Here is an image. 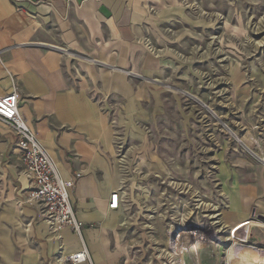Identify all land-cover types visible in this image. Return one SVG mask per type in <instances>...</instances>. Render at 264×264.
<instances>
[{
    "label": "rangeland",
    "instance_id": "obj_1",
    "mask_svg": "<svg viewBox=\"0 0 264 264\" xmlns=\"http://www.w3.org/2000/svg\"><path fill=\"white\" fill-rule=\"evenodd\" d=\"M179 2L130 0L142 15V34L132 47L137 55L134 64L138 59L137 73H132L133 67L101 63L95 53L78 46L68 49L54 42L64 54L67 72L92 83L90 98L114 126L113 137L119 134L133 147L132 174L124 187L131 219L114 228L118 252L128 253L117 264H195L196 256L199 264H224L228 257L224 238L235 225L225 220L230 214L234 221L237 218L236 212L229 211L226 193H233L235 183L241 189L254 187L264 202V0H181L183 7ZM202 8L207 12L204 16ZM206 18L216 23L210 29L198 22ZM148 54L158 60L156 70L160 72L148 74L143 67V56ZM101 71L132 80L133 96L148 91L146 105L139 109L149 117L132 119V138L120 120L124 101L103 89L97 81ZM2 127L0 141L7 144L0 152V264H60L50 240L53 234L45 236L44 230L39 234L35 228L39 223L18 214L17 209L21 224L11 214L7 216L11 204L15 206L20 184L13 176L17 165L10 158L14 143L7 136L11 128ZM224 184L229 191L223 190ZM187 187L188 192L179 194ZM183 205L189 209L200 205V237L210 234L215 221L219 224L214 229H225L217 234L215 247L203 243L200 250L193 245L199 253L192 251L182 261L166 248L169 225L176 222ZM204 214H208L206 219ZM113 217L115 225H120ZM248 217L257 225L249 235L243 230L235 233L237 248L255 244L264 249V220L252 211ZM20 235L25 239L20 240Z\"/></svg>",
    "mask_w": 264,
    "mask_h": 264
},
{
    "label": "crops",
    "instance_id": "obj_2",
    "mask_svg": "<svg viewBox=\"0 0 264 264\" xmlns=\"http://www.w3.org/2000/svg\"><path fill=\"white\" fill-rule=\"evenodd\" d=\"M140 14L130 0H0V94L11 91L15 85L20 110L30 127L51 155L61 176L67 181H74L70 190L71 201L77 218L85 224L83 238L94 264H117L120 258L127 256L128 252L122 249L118 252L115 229L107 225L104 232L103 226L112 220V216L122 217L124 212L127 214L126 221L131 217L127 207L118 210L108 208L111 192L120 186V173L113 165L114 126L90 98L92 83L74 79L67 72L64 54L54 42H61L68 49L78 46L81 50L91 51L101 59L97 61L112 67H133V71H138V59L134 64L133 57L137 55L132 47L142 34ZM154 61L158 62L149 54L143 56V67L148 74L160 72L156 70L159 62ZM161 67L170 68L162 64ZM99 74L101 77L97 81L103 89L124 101L120 120L127 136L132 138V119L145 121L149 117L145 110L139 109L140 105H146L148 91L134 92L133 96L132 80L126 79L123 74L112 71H101ZM2 126L7 125L0 120L1 132L4 131ZM10 132L7 137L14 143L10 158L17 165L13 176L20 184L19 193L15 196L20 200L28 183L19 174L15 135L12 130ZM5 144L0 141V152ZM159 166L167 170L166 164L162 165L161 161ZM221 175L224 178L225 172ZM236 189L239 191L236 196L239 208L236 209L234 203L229 211L236 212L237 218L234 221L230 214L225 221L238 225L249 220L248 215L254 210L255 216H264V202L254 187L241 189L235 183L233 193H227L230 203ZM15 190L13 188L14 194ZM15 196L13 199H16ZM18 205L17 201L16 207L11 204L8 217L13 214L18 219L15 214L17 209L18 214H25L30 221L39 223L35 226L39 234L42 230L45 236L51 234L47 225L38 218L33 204ZM24 210L29 213H24ZM120 226H116L117 229ZM101 231L102 236H98ZM112 232L113 237H110ZM60 233L65 254L82 247L81 240L69 227H64ZM19 239L25 237L20 235ZM50 240L57 252L60 241ZM120 242L125 245L121 238ZM247 248H237V251L241 249L242 258L246 257L245 264H258L264 259V254L252 255L246 251ZM193 250L199 253L197 249ZM230 257L234 258V253ZM248 258L251 260L248 261Z\"/></svg>",
    "mask_w": 264,
    "mask_h": 264
},
{
    "label": "built area",
    "instance_id": "obj_3",
    "mask_svg": "<svg viewBox=\"0 0 264 264\" xmlns=\"http://www.w3.org/2000/svg\"><path fill=\"white\" fill-rule=\"evenodd\" d=\"M0 120L10 127L15 135V147L20 163L19 174L28 183L26 191L23 192L21 199L18 200L19 205L22 206L25 203L33 204L37 209L38 218L47 225L54 239L60 241L57 251L60 264H94L83 238L85 224L77 218L71 201L70 190L74 185V181H67L61 176L51 155L30 127L26 116L20 110L19 94L14 84L11 91L0 94ZM114 137L116 141L114 142L115 157L113 165L117 167L120 173V186L110 194L108 201L109 210L126 208L125 180L132 174L129 167L132 161V144L127 145L123 136L119 134L114 135ZM79 176L80 174H78ZM184 191L188 192V188L180 190L179 194L186 193ZM183 206L184 208H181L182 212L179 213V217L177 216L176 222H171L169 228L174 224L181 226L188 224L191 226L190 229H198L197 223L200 219L197 217V205L193 209H189L190 207H186V205ZM171 219H174V217ZM255 224V221L247 220L238 225L236 224L232 230L229 228L230 234L224 238L225 242L228 243V257L229 252L234 251L238 245L237 240L234 238L235 233L243 230L249 235L250 229L257 225ZM64 227L72 229L81 240L82 247L79 250L64 253V246L61 243L62 235L60 233ZM220 228H215L213 231L221 233L225 229V227ZM218 233L214 234L217 236ZM228 257L224 264H230Z\"/></svg>",
    "mask_w": 264,
    "mask_h": 264
},
{
    "label": "bare ground",
    "instance_id": "obj_4",
    "mask_svg": "<svg viewBox=\"0 0 264 264\" xmlns=\"http://www.w3.org/2000/svg\"><path fill=\"white\" fill-rule=\"evenodd\" d=\"M181 2V0H179ZM179 2V3H180ZM183 3L181 2V5L179 7H183ZM192 4H189L188 6H191ZM181 10V9H180ZM178 12V10H177ZM201 12H203V16L207 13L203 8L201 9ZM179 13V12H178ZM170 15V14H169ZM175 15V14H174ZM210 15V13H209ZM212 15V14H211ZM214 15H218L219 14H214ZM218 16L217 18H215V21L218 20ZM165 17V16H164ZM213 18V16H211ZM199 19H202L199 17ZM170 20V19H168ZM167 22H170L168 21ZM212 21H207V18L206 20H199L198 22H203V24L205 25L204 28H208L210 29V27H213L216 23L215 21H213V19H211ZM194 24V23H193ZM202 24V23H201ZM194 26V25H193ZM195 27V26H194ZM198 27V26H197ZM217 36H213L211 38H216ZM160 52V51H159ZM197 52V51H196ZM178 54V53H177ZM179 55V54H178ZM157 57H160V55H158ZM159 59V58H158ZM151 62H153V60H149ZM155 63L157 61H154ZM158 63V62H157ZM151 69V68H150ZM237 72V71H236ZM132 73H137V71H133ZM236 74V73H235ZM198 76L200 75L199 73L197 74ZM203 76V74H201L199 76V78H201ZM204 77V76H203ZM202 79V78H201ZM200 79V80H201ZM155 80L157 81H160L159 78H155ZM212 83V82H211ZM210 83V84H211ZM215 84L212 85V87H214ZM216 87V86H215ZM190 94V93H188ZM194 97V95H193ZM248 147V146H247ZM261 161H264V158H261ZM222 173V171H221ZM220 177L222 178V175L220 174ZM171 182V181H170ZM173 183V182H172ZM187 185V184H186ZM188 188V187H187ZM190 190V187L188 189V191ZM224 191H228L227 188H226V185L224 184V188H223ZM234 197H233V200H232V203H230V206H232V204L235 206L236 204V209L239 208V204L237 203V198L236 196L239 194V191L236 189L235 192H234ZM125 194V193H123ZM227 194V193H226ZM194 196V195H193ZM227 196L229 197V195L227 194ZM230 199V198H229ZM197 200V199H195ZM198 201V200H197ZM231 201V200H230ZM17 202H18V199H17ZM235 203V204H234ZM197 209L200 208V205H198L196 207ZM11 211V210H10ZM114 215V214H112ZM12 218L15 219V216L13 214H11ZM215 215H211L209 218H213ZM205 219L208 217V214H204L203 216ZM127 216H126V213H123V216L122 217H118L117 216V221L119 222L120 225H123L125 224L127 221ZM15 221L20 224V221H18V219H15ZM215 223H217V221H215L213 224L211 223L210 225V228H212L210 234H206L204 237H200V234H199V229H195V230H192L190 229L191 226H189L188 224H186V226H181V225H172L169 230H168V238H169V243H168V248H166V251L170 252L171 255H177L179 258H181V260L183 261V257L185 255H190L192 251L195 252V250H193V245L196 247V248H200L201 250V246L202 244L204 243L205 245H213L214 247L216 246V244L214 243V240H215V234L218 233L219 231H213L214 230V225ZM206 224V223H205ZM208 224V223H207ZM109 225L110 227L112 228H116V225H115V221H114V217L112 216V220L108 223L105 222L103 228H104V232H106V226ZM188 225V226H187ZM201 225L198 221L197 223V227ZM256 225V224H255ZM170 226V225H169ZM189 228V229H188ZM234 228V227H233ZM231 228V230L233 229ZM221 229V228H220ZM215 233V234H214ZM71 242V241H70ZM192 244V245H191ZM203 244V246H204ZM173 245V246H172ZM234 258H231L230 256L228 257L229 258V261H230V264H245V259L242 258V255H241V249H238L237 251V248L234 249ZM248 252L250 253H253L252 255H263L264 254V250L260 247H257V246H254V245H250L247 250ZM65 252V251H64ZM67 252V251H66ZM164 252V251H163ZM243 252V251H242ZM169 254V253H168ZM167 254V255H168ZM165 255V254H164ZM239 255H240V258H239ZM166 256V255H165ZM162 258V257H161ZM197 258V264H198V257L196 256ZM200 260V259H199ZM183 263V262H182ZM180 263V264H182ZM195 263V264H196ZM79 264H87V263H79ZM258 264H264V259H262L261 263H258Z\"/></svg>",
    "mask_w": 264,
    "mask_h": 264
},
{
    "label": "water",
    "instance_id": "obj_5",
    "mask_svg": "<svg viewBox=\"0 0 264 264\" xmlns=\"http://www.w3.org/2000/svg\"><path fill=\"white\" fill-rule=\"evenodd\" d=\"M253 215H256V211L255 210L253 211ZM259 217L264 219L263 215H259Z\"/></svg>",
    "mask_w": 264,
    "mask_h": 264
}]
</instances>
